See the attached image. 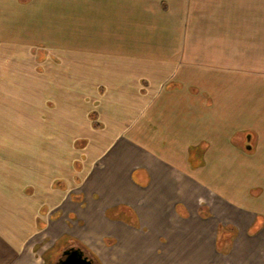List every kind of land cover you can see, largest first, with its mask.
I'll return each instance as SVG.
<instances>
[{"label": "crops", "instance_id": "0c3cea01", "mask_svg": "<svg viewBox=\"0 0 264 264\" xmlns=\"http://www.w3.org/2000/svg\"><path fill=\"white\" fill-rule=\"evenodd\" d=\"M104 1V20L51 53L63 74L110 87L94 88L98 222L81 245L98 264H264V0ZM64 86L62 107L79 108ZM4 228L0 264H33L26 230Z\"/></svg>", "mask_w": 264, "mask_h": 264}, {"label": "rangeland", "instance_id": "374dc122", "mask_svg": "<svg viewBox=\"0 0 264 264\" xmlns=\"http://www.w3.org/2000/svg\"><path fill=\"white\" fill-rule=\"evenodd\" d=\"M79 1L0 0V224L26 230L33 264H55L75 246L98 264L77 237L98 222L88 219L99 200L85 179L104 132L93 109L100 95L94 88H110L103 83L109 81L67 76L52 55H60L53 40L64 33L77 40L78 22L104 20V0H81V12L66 7ZM68 84L84 94L79 108L72 102L71 110L62 107ZM119 212L136 223L130 211L116 207L106 215ZM100 233L97 247L107 259L110 239Z\"/></svg>", "mask_w": 264, "mask_h": 264}, {"label": "water", "instance_id": "95a60500", "mask_svg": "<svg viewBox=\"0 0 264 264\" xmlns=\"http://www.w3.org/2000/svg\"><path fill=\"white\" fill-rule=\"evenodd\" d=\"M56 264H94L91 258L84 254L80 247L65 249Z\"/></svg>", "mask_w": 264, "mask_h": 264}, {"label": "trees", "instance_id": "16d2710c", "mask_svg": "<svg viewBox=\"0 0 264 264\" xmlns=\"http://www.w3.org/2000/svg\"><path fill=\"white\" fill-rule=\"evenodd\" d=\"M85 253H86V251H85ZM86 254H87V253H86ZM90 258L92 259V261H93L94 264H97V262L93 259L92 256H90Z\"/></svg>", "mask_w": 264, "mask_h": 264}, {"label": "flooded vegetation", "instance_id": "af4514ba", "mask_svg": "<svg viewBox=\"0 0 264 264\" xmlns=\"http://www.w3.org/2000/svg\"><path fill=\"white\" fill-rule=\"evenodd\" d=\"M75 247H78V246H75ZM66 249H67V248H66ZM84 254L87 255L85 252H84ZM87 256H88V255H87ZM60 257H61V256H60ZM60 257H59V258H60ZM59 258H58V259H59ZM88 258H90V256H88ZM58 259H57V260H58ZM56 262H57V261H56ZM56 262H55V264H56Z\"/></svg>", "mask_w": 264, "mask_h": 264}]
</instances>
